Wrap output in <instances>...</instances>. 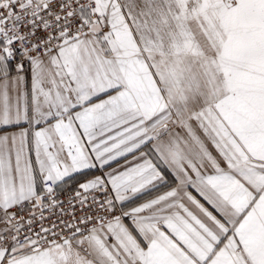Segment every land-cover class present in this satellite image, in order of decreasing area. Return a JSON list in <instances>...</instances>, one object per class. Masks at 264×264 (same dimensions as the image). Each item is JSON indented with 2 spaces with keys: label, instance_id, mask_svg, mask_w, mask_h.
<instances>
[{
  "label": "snow or ice",
  "instance_id": "6c2138e0",
  "mask_svg": "<svg viewBox=\"0 0 264 264\" xmlns=\"http://www.w3.org/2000/svg\"><path fill=\"white\" fill-rule=\"evenodd\" d=\"M0 264H264V0H0Z\"/></svg>",
  "mask_w": 264,
  "mask_h": 264
}]
</instances>
